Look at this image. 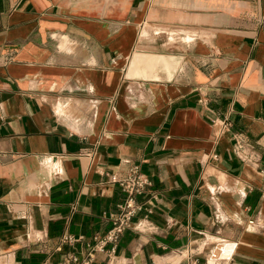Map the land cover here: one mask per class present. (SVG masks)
I'll return each mask as SVG.
<instances>
[{"label":"crops","instance_id":"crops-1","mask_svg":"<svg viewBox=\"0 0 264 264\" xmlns=\"http://www.w3.org/2000/svg\"><path fill=\"white\" fill-rule=\"evenodd\" d=\"M133 164L151 229L93 264H264V0H0V264L80 255Z\"/></svg>","mask_w":264,"mask_h":264},{"label":"built area","instance_id":"built-area-1","mask_svg":"<svg viewBox=\"0 0 264 264\" xmlns=\"http://www.w3.org/2000/svg\"><path fill=\"white\" fill-rule=\"evenodd\" d=\"M216 134L229 132L233 126L229 114L221 119L212 121ZM233 151L240 160L250 159L246 152V146L238 134L232 136ZM109 182L119 186L124 198L117 205L116 211L105 216L109 222V228L105 232L96 233L86 240L83 236H64L62 243L69 246L83 244L84 250L78 255L68 252L58 264H93L97 255H104L110 260L116 255L118 243L122 234L127 230L145 232L151 229V217L155 213L158 197L152 190V182L143 174L138 165L128 167L122 177L115 174L109 176ZM232 245V252L235 244L220 242L215 245L204 256V264H223L228 258L223 257L221 249ZM199 254L192 249L175 250L171 252L170 258L166 260H155L150 264H200Z\"/></svg>","mask_w":264,"mask_h":264},{"label":"bare ground","instance_id":"bare-ground-1","mask_svg":"<svg viewBox=\"0 0 264 264\" xmlns=\"http://www.w3.org/2000/svg\"><path fill=\"white\" fill-rule=\"evenodd\" d=\"M221 251H222L223 257L228 258L229 256L228 252L224 248H222Z\"/></svg>","mask_w":264,"mask_h":264}]
</instances>
